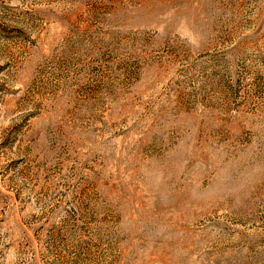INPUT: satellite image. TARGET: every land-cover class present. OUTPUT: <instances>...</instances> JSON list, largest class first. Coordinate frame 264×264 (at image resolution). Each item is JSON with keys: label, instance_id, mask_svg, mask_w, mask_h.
<instances>
[{"label": "rangeland", "instance_id": "1", "mask_svg": "<svg viewBox=\"0 0 264 264\" xmlns=\"http://www.w3.org/2000/svg\"><path fill=\"white\" fill-rule=\"evenodd\" d=\"M0 264H264V0H0Z\"/></svg>", "mask_w": 264, "mask_h": 264}]
</instances>
